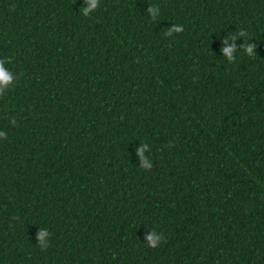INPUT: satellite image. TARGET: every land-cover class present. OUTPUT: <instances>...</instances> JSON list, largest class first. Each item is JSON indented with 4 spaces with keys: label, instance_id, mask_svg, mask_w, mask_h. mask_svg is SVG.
Here are the masks:
<instances>
[{
    "label": "trees",
    "instance_id": "16d2710c",
    "mask_svg": "<svg viewBox=\"0 0 264 264\" xmlns=\"http://www.w3.org/2000/svg\"><path fill=\"white\" fill-rule=\"evenodd\" d=\"M82 6L0 0V264H264V0Z\"/></svg>",
    "mask_w": 264,
    "mask_h": 264
},
{
    "label": "clouds",
    "instance_id": "9594fccd",
    "mask_svg": "<svg viewBox=\"0 0 264 264\" xmlns=\"http://www.w3.org/2000/svg\"><path fill=\"white\" fill-rule=\"evenodd\" d=\"M100 4V0H84V6L81 8V14L84 17H89ZM147 13L150 18L155 21L160 15L158 6L150 5L147 8ZM183 31L182 25L173 24L170 28H166L164 35L166 37H172L174 33H180ZM247 33L243 30L239 31L236 35L228 38H224L225 46L221 49L224 58L229 62L233 63L236 59V53L242 51L249 57H253L257 54V44L250 43L247 39H243L244 43L237 48L236 41L238 39L246 38ZM228 41H232L231 44ZM6 63H11L10 58L0 59V96H2L5 91L14 83L16 76L8 68L5 67ZM12 125L16 124V119L13 117L10 121ZM0 138L6 139L7 133L5 131H0ZM150 151V146L147 143L140 144L135 149V154L139 160V167L145 170H149L152 167V163L146 156V152ZM49 237L50 233L47 229H39L36 233L37 244L40 246L41 250H46L49 247ZM144 239L146 245L151 248H156L160 245L161 241L164 239L163 233H157L156 230H151L145 233Z\"/></svg>",
    "mask_w": 264,
    "mask_h": 264
}]
</instances>
